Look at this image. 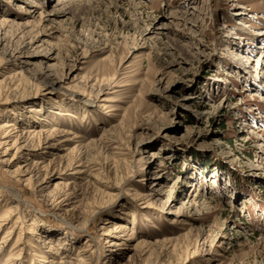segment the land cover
I'll return each mask as SVG.
<instances>
[{"label": "rangeland", "instance_id": "374dc122", "mask_svg": "<svg viewBox=\"0 0 264 264\" xmlns=\"http://www.w3.org/2000/svg\"><path fill=\"white\" fill-rule=\"evenodd\" d=\"M57 2L0 0L13 32L0 33V79L21 72L0 95V121L18 126L0 141L13 186L0 216L27 191L0 227V264H77L85 238V264H264V84L252 79L264 0ZM30 125L56 126L55 144L30 145ZM32 158L42 162L26 187ZM46 238L70 245L45 255ZM139 238L148 249L135 256Z\"/></svg>", "mask_w": 264, "mask_h": 264}, {"label": "bare ground", "instance_id": "6f19581e", "mask_svg": "<svg viewBox=\"0 0 264 264\" xmlns=\"http://www.w3.org/2000/svg\"><path fill=\"white\" fill-rule=\"evenodd\" d=\"M71 1H73L74 2V0H58V2L56 3V5H55V7L57 6V7H59V6H61V5H63V4H66V3H71ZM87 1V0H86ZM189 3V2H188ZM187 3V1H184V4H188ZM169 6V5H168ZM237 13H240V12H237ZM52 15L54 14V12H52L51 13ZM10 21H11V19L8 17V16H1V20H0V33L2 32V34L4 35V36H6V35H8L9 33H11V35L13 34V32H12V30H10L11 29V25L10 24H8V23H10ZM225 25V24H224ZM6 26H9V27H7V28H10V29H5L6 28ZM227 27V26H226ZM3 30V31H2ZM3 36V37H4ZM261 38H263V36L261 37ZM244 46H242V47H239V46H237V49H239V48H241L240 50L241 51H244L245 50V47L243 48ZM239 51V50H238ZM261 53H263V51H261L260 53H259V57H260V55H261ZM260 62V60L258 59V60H256V65H255V70H254V74L252 75V79H255V80H258V81H260V84H264V63H263V61L258 65V63ZM21 72L19 71L18 72V75L20 74ZM17 74V72L15 71V72H11V73H7V74H5L6 76H5V78H1L0 79V95H2V93L3 92H5V91H8V89L9 90H11L12 91V89H17V87L19 86V82H18V79H17V77H18V75H16ZM13 77H15V79L13 80ZM56 80H58L57 78H56ZM20 81V80H19ZM253 88H254V91H258L259 90V87H257V86H253ZM246 90H248V89H246ZM9 96V95H8ZM8 96H6V97H8ZM226 99V98H225ZM2 111H4V110H2ZM6 112L8 111V110H5ZM4 111V112H5ZM28 112H31L33 115H37V114H39L40 112H41V110L39 109V108H30L29 110H28ZM9 113H10V110H9ZM7 114V113H6ZM27 115H29V114H27ZM43 115V114H42ZM30 116V115H29ZM39 116V115H38ZM30 117H32V116H30ZM29 118V117H28ZM39 118V117H38ZM41 118V117H40ZM32 119V118H31ZM25 120V119H24ZM31 121V120H30ZM17 120L16 119H13V118H11V119H8V120H6V119H3V120H1L0 121V141L1 142H5L6 140H4V139H6V138H8L9 137V135H11L10 134V132L12 131V132H15L16 130H17ZM40 127V126H39ZM50 130L48 131V132H44V128H36V127H34L33 125H30V126H24V127H21V131H22V134L23 135H25L26 136V134H27V138L29 139L28 141L30 142V145H31V143H32V145L33 144H37V145H39V146H42V144H44L45 145V148L46 147H51V146H53L55 143L54 142H52L53 141V138H54V136H56V131H58V128H56V126H54V125H52V126H50ZM23 135H21V136H23ZM42 135V136H41ZM64 137V136H63ZM23 138V137H22ZM26 138V139H27ZM35 138V139H34ZM19 139V138H18ZM37 139V141L35 142V140ZM25 140V139H24ZM44 140V141H43ZM23 141V140H22ZM0 142V143H1ZM24 142V141H23ZM26 142H27V140H26ZM14 144L16 143V141H14L13 142ZM28 144V143H27ZM17 146V145H16ZM20 146V145H19ZM19 146L16 148V151H18V149H19ZM23 145H21V147H22ZM21 149V148H20ZM19 152V151H18ZM6 154V149L4 150V151H0V156H2V155H5ZM29 154V153H28ZM54 157V156H53ZM80 157H81V151L77 154L76 153V155H73V156H71L69 159H67V161H66V166H67V168L68 167H70L71 166V164H72V162H79L80 163ZM49 159V161L48 162H46L44 165H42V170H45V174H47V165L48 164H50L51 163V160H52V157H48ZM57 159V158H56ZM57 161H61V159H58ZM65 161V160H64ZM42 161L41 160H39V159H34V158H32V164L29 166V163L27 164V163H25V164H23L24 165V167L26 166V168L23 170V171H21V173H25L26 174V176H28V177H26L25 179H23V182H24V185L26 186V187H31V185H32V183H31V178H32V172L33 171H36L35 169H38V167H39V164L41 163ZM53 165V164H52ZM51 165V168H53V166ZM161 165V164H160ZM64 166V165H63ZM20 167V166H19ZM53 170V169H52ZM154 172V171H153ZM35 173V172H34ZM157 173V172H156ZM44 174V175H45ZM158 174V173H157ZM150 178H153V180H156V179H158L159 177H154V176H152V177H150ZM1 177H0V192L1 191H5V189H7V188H13V186H11V185H6L5 183H2L1 182ZM20 180V178H17V179H15V181H19ZM154 182L152 181L151 183H150V185L148 186V187H151V189H153L152 187H154V186H156L157 185V183L156 184H153ZM16 186H17V184H16ZM154 191H153V193H155L156 191H155V189H153ZM170 191V190H169ZM152 192V191H151ZM11 196H12V200L15 202L16 201V203L17 204H15V205H13V204H10V206L7 208V209H5L4 210V213H3V215L2 216H0V227L1 226H4V225H6L8 222H9V220L11 219V217L13 216L12 214H15L16 213V211H15V208L17 207V206H24V204H23V202H25V199L24 198H22V197H25V195L27 194V191L25 190V189H18V190H15V193L14 192H11ZM152 193H149V192H141L140 190H136V192L133 194V196L136 198V199H144V198H146V197H148L149 195H151ZM63 195H67V193H63ZM19 197H20V199H19ZM67 197V196H66ZM27 199V198H26ZM66 199V198H65ZM1 200H3L4 202L6 201L5 199H1ZM53 201H55V199L53 200ZM18 218H19V216H17L15 219H14V224L11 226V227H8L7 229H6V231H5V233H6V235H4V238H6L11 232H12V227H14V226H16L17 227V225H16V223H17V220H18ZM8 219V220H7ZM105 222H109V221H105ZM113 225H114V227L111 229V232H116V230L118 229V228H120V227H123L124 225H122V223H120V222H114L113 223ZM18 230V229H17ZM113 230V231H112ZM118 231V230H117ZM120 231V230H119ZM18 232H21V230H18ZM36 232V231H35ZM21 234L22 233H18L17 235H16V239H15V242L13 243V245L11 246V251L12 250H14V249H16L17 247H19V245H20V243H19V239H21ZM116 234V233H115ZM132 233H130V235H129V237L128 238H132ZM164 239V238H163ZM165 239L167 240L168 239V237L166 236L165 237ZM164 239V240H165ZM4 239H2V241H3ZM68 240V239H67ZM1 241V242H2ZM111 242L112 240H108V241H106V242ZM4 242H6V240L4 241ZM8 243V242H7ZM44 243H46V245H47V248L48 249H46V250H44V251H49V252H46V253H44L45 255H47L48 253L49 254H51L52 253V255H56L57 253H58V250L60 249V248H64V247H68L69 245H70V243H68V241H66V239H64V240H62V239H59V240H56L55 238L53 239V238H46V241L44 240ZM84 244H85V246L84 247H79L78 249H77V254H76V260H77V264H85V261H84V259L82 258V257H80V258H78V256H80V254H81V252L82 251H88V250H90L91 249V247H89L90 245H91V243H90V239H86L85 238V240H84ZM119 244H121V243H117V241H113V242H111L110 243V246L112 245V246H118ZM146 247V245H145V243H144V239H142V238H139V240L136 242V244H135V256H140V255H142V254H144V253H146L147 252V249H148V247L147 248H145ZM70 248V247H69ZM164 250V249H163ZM172 250V249H171ZM162 251V250H161ZM43 253V252H42ZM43 254V255H44ZM9 255H11V254H9ZM44 257H46V256H44ZM62 257V256H61ZM78 258V259H77ZM43 260V262L44 263H46V264H66V262L65 261H61V259L60 260H57V258L54 256H50L49 258H46V259H42Z\"/></svg>", "mask_w": 264, "mask_h": 264}]
</instances>
